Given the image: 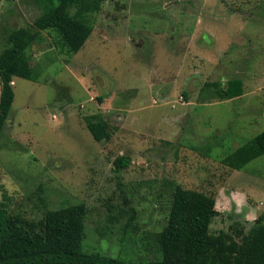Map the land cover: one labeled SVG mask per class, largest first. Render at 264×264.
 I'll return each instance as SVG.
<instances>
[{
	"label": "rangeland",
	"instance_id": "374dc122",
	"mask_svg": "<svg viewBox=\"0 0 264 264\" xmlns=\"http://www.w3.org/2000/svg\"><path fill=\"white\" fill-rule=\"evenodd\" d=\"M43 10L37 0H0V53L11 30ZM92 18L73 56L42 31L28 52L33 77H14L0 201L37 224L85 203L83 250L134 262L162 257L158 234L177 186L219 198L212 233L249 230L255 219L236 212L243 203L230 205L225 187L244 188L264 213V154L241 170L223 158L264 130V0H104ZM232 78L244 92L222 99L212 83ZM94 113L109 140L86 126ZM122 155L131 161L118 170Z\"/></svg>",
	"mask_w": 264,
	"mask_h": 264
},
{
	"label": "trees",
	"instance_id": "16d2710c",
	"mask_svg": "<svg viewBox=\"0 0 264 264\" xmlns=\"http://www.w3.org/2000/svg\"><path fill=\"white\" fill-rule=\"evenodd\" d=\"M43 12L32 25L12 29L8 46L0 53V137L8 122L15 91L14 77L32 78L29 52L44 30L57 33L56 45L73 56L85 44L94 30L96 12L104 0H37ZM222 99L243 94L241 78L218 84ZM86 126L97 141L109 140L110 125L100 113L84 117ZM264 154V130L250 138L223 158L234 170L243 169L253 159ZM130 158L119 156L115 166H128ZM216 195L198 189L177 186L169 220L158 234L162 257L151 261H127L101 252L82 248L86 235L85 203L71 204L49 210L40 224L8 211L0 201V264H264V213L247 231L235 226L234 232L210 230L213 218L220 214Z\"/></svg>",
	"mask_w": 264,
	"mask_h": 264
},
{
	"label": "crops",
	"instance_id": "0c3cea01",
	"mask_svg": "<svg viewBox=\"0 0 264 264\" xmlns=\"http://www.w3.org/2000/svg\"><path fill=\"white\" fill-rule=\"evenodd\" d=\"M225 188L226 197L228 198L230 205H233V202L237 201L243 203L242 206H237L236 212H238L239 215H242L248 221H252L262 214L259 212V209L255 204L248 203L247 197L249 194L244 191V188H240L238 186H227ZM218 199L219 198L217 197L216 207L219 212L222 213L224 211H222L223 209L219 208Z\"/></svg>",
	"mask_w": 264,
	"mask_h": 264
}]
</instances>
